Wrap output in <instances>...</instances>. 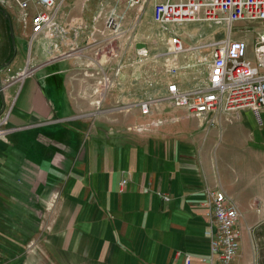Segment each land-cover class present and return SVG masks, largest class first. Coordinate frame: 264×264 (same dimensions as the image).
Returning <instances> with one entry per match:
<instances>
[{"label": "crops", "instance_id": "0c3cea01", "mask_svg": "<svg viewBox=\"0 0 264 264\" xmlns=\"http://www.w3.org/2000/svg\"><path fill=\"white\" fill-rule=\"evenodd\" d=\"M164 1L147 0L135 48L119 46L108 58L102 54L104 23L96 20L113 8L122 11L116 0H57L55 36L19 33L16 53L0 12L5 264L32 260L28 247L35 248L37 262L184 264L190 254L201 264L209 253V190L224 191L239 210L238 264H264V111L260 121L243 110L239 116H216L211 124L166 103L148 118L138 107L126 109L164 98L168 81L194 86L195 71L184 81L166 74L169 47L157 50L145 30L153 5ZM135 16L132 11L131 23ZM194 23L199 22L173 25L166 34L192 49L177 65H197L205 54L201 45L227 38L226 26L217 25L199 40ZM171 118L177 122L130 130ZM124 179L128 184L121 192Z\"/></svg>", "mask_w": 264, "mask_h": 264}, {"label": "built area", "instance_id": "2783aa9c", "mask_svg": "<svg viewBox=\"0 0 264 264\" xmlns=\"http://www.w3.org/2000/svg\"><path fill=\"white\" fill-rule=\"evenodd\" d=\"M25 17L30 19L32 36L45 34L55 36L54 8L57 0H12ZM66 1V0H62ZM123 6L122 11L113 8L98 18L104 23V30L110 35L106 38L109 44L119 40L128 32L125 22L132 11H135L131 31H135L142 17L147 0H116ZM35 7L40 11L32 12ZM153 22L159 25H182L193 22H207L226 26L231 34L235 24H253L264 29V0H166L153 5ZM260 30V29H259ZM223 41L201 45L198 49L207 52L197 65L186 63L177 65L178 57L192 51L185 48L180 38L172 37L168 43L169 50L165 57L166 74L172 78H189L195 71L192 81L194 86L186 87L178 80L168 81L167 94L161 99H149L138 104L129 105L126 109L138 107L144 117H152L162 103L172 108L183 110L187 116L203 122L216 123L214 117L222 114L239 116L243 110H251L260 121L264 111V31L258 32L253 48L244 40H232L231 35ZM114 57L116 47L107 50ZM102 52V53H103ZM199 68L204 69L200 76ZM102 83V82H101ZM109 81L105 80L106 91ZM214 115L211 119L208 116ZM167 122H177L176 118L157 119L130 130L146 131ZM6 131L0 130V136ZM128 181L122 180L120 191L123 192ZM209 199L206 216L205 236L209 241V253L200 259L201 264H238L242 244L240 213L232 197L222 190L207 191ZM169 201V197H164ZM184 264H194L190 254Z\"/></svg>", "mask_w": 264, "mask_h": 264}, {"label": "rangeland", "instance_id": "374dc122", "mask_svg": "<svg viewBox=\"0 0 264 264\" xmlns=\"http://www.w3.org/2000/svg\"><path fill=\"white\" fill-rule=\"evenodd\" d=\"M0 8L4 9L6 13L10 16L15 36L21 33V34H27L28 36L30 35L31 37H33L30 19L24 16V14L20 11V9L15 5V3L12 0H0ZM38 10L40 11L41 9H38ZM132 23H131V18H127L124 28L128 30V32L124 34L122 38H120L119 40L115 41L112 44H109V42L107 41V48L102 53L106 58L111 57V55L107 54L108 52L107 50L109 49L116 47V50H117L119 46H122L123 48L125 47L135 48L136 42L140 40V32L138 30L139 28H137L135 31L130 30ZM215 25L216 24H213V23L199 22V23H194V25H192L191 27L193 28L196 38H198L199 40H202L203 37H205L207 32L213 31L215 27H217V25L216 26ZM172 26L173 25H166V26L159 25V24L154 23L153 21L147 24L145 30H147L150 34L153 35V37L151 38H155V45H156L155 48L157 50L163 52V51H166L167 48L169 47L168 46L169 40L168 38L166 39V34L168 32H172V30L174 29V27L172 29ZM259 29L253 26V24L249 23V24H235L233 30H231V34L227 27L224 30L227 32L226 33L227 36L229 34L231 35L232 40H244L248 42L250 48H253L257 41L258 32L264 31V29L262 28H259ZM105 32H106L105 36L107 38L110 35V33L108 30ZM26 47L28 51L30 47L29 42L27 43ZM207 51L208 49L203 50V52H207ZM203 70L204 69L199 68L200 76H202L201 72ZM34 249H35L34 247L27 248V253L31 252L30 256L32 260H29V261L22 260V262L20 263L17 262V264H68L67 262H61V261H59L58 263H54L50 261L37 262L34 260L35 259L34 253H33ZM2 252H3V248H0V253ZM0 264H5V263L0 260Z\"/></svg>", "mask_w": 264, "mask_h": 264}, {"label": "water", "instance_id": "95a60500", "mask_svg": "<svg viewBox=\"0 0 264 264\" xmlns=\"http://www.w3.org/2000/svg\"><path fill=\"white\" fill-rule=\"evenodd\" d=\"M0 12L4 15L5 19L8 21L9 23V30H10V37H11V40H12V45H13V48L15 50V53H16V40H15V35H14V30H13V25H12V21H11V18L10 16L6 13V11L2 8H0ZM10 64V61L7 62L5 64L4 67H7L8 65ZM3 67V68H4ZM1 70V69H0ZM26 74H28V71H26L24 74L21 75V78H23ZM3 87H0V97L2 98V102H3V106H2V109L0 110V115L3 114L4 110H5V104H4V101H3V98H4V94H3Z\"/></svg>", "mask_w": 264, "mask_h": 264}]
</instances>
